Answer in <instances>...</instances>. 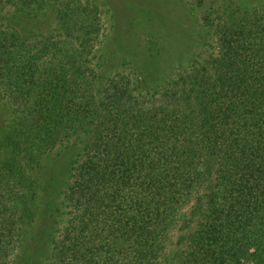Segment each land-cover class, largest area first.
<instances>
[{"label": "trees", "instance_id": "trees-1", "mask_svg": "<svg viewBox=\"0 0 264 264\" xmlns=\"http://www.w3.org/2000/svg\"><path fill=\"white\" fill-rule=\"evenodd\" d=\"M242 1L211 7L207 54L144 95L99 76L87 6L0 0V264L13 244L19 264H264V15ZM68 151L60 227L37 257L34 202L44 223L59 174L43 172Z\"/></svg>", "mask_w": 264, "mask_h": 264}, {"label": "rangeland", "instance_id": "rangeland-1", "mask_svg": "<svg viewBox=\"0 0 264 264\" xmlns=\"http://www.w3.org/2000/svg\"><path fill=\"white\" fill-rule=\"evenodd\" d=\"M62 12L67 11V5L80 3L88 7V12L95 18L94 36L91 47L100 51L95 56L96 68L100 77H123L131 85L137 82L142 85L138 89L144 95L160 91L162 87L176 78L181 72L182 64L188 66L195 57L200 60L207 54V44L203 43L204 34L201 25L204 16L211 7L216 12L223 10L229 0H60ZM239 0H234L235 5ZM245 9L256 10L264 15V0H245ZM12 11L11 8H7ZM71 11V8H68ZM260 14V13H259ZM87 13L73 16L82 20ZM89 16V15H88ZM74 21V20H73ZM43 24L52 25L56 15L50 11ZM189 62V64H188ZM98 81L97 89L100 88ZM152 84V85H151ZM138 90V91H139ZM8 106L0 98V147L5 145L8 125ZM70 152L52 155L45 167L43 177L48 178L53 173L59 174L55 185L57 203L43 223L46 199L42 193L35 200L33 225L44 229V243L39 244L37 257L47 253L49 243L55 238V232L60 227L61 205L60 193L65 191L67 182L71 179V168L74 156ZM2 149H0V155ZM52 185L54 182L51 183ZM51 185V186H52ZM50 186V184H49ZM43 187V186H42ZM44 194V193H43ZM59 221L56 224L54 221ZM35 235V233H33ZM23 247L12 245L4 254L9 257L5 264H19L17 257ZM1 255V254H0ZM25 261L30 262L27 254ZM27 258V259H26ZM4 257H0L3 261ZM3 263V262H2Z\"/></svg>", "mask_w": 264, "mask_h": 264}]
</instances>
